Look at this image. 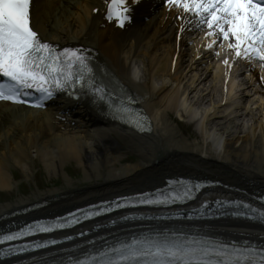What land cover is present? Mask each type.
Segmentation results:
<instances>
[{
  "label": "bare ground",
  "instance_id": "6f19581e",
  "mask_svg": "<svg viewBox=\"0 0 264 264\" xmlns=\"http://www.w3.org/2000/svg\"><path fill=\"white\" fill-rule=\"evenodd\" d=\"M96 6V0H36L35 28L54 44L95 49L148 111L152 129L135 134L93 113L72 122L60 113L61 103L45 110L0 103V191L18 189L14 172L33 180L36 162L62 181L45 189L34 182L28 194L0 202V215L44 199L48 204L33 214L54 212L152 188L172 175L263 189L264 75L253 68L246 89L240 92L243 83L235 81L226 89L219 61L197 40L189 42L170 13L135 19L121 33L91 14ZM72 164L76 178L68 171ZM221 229L245 233L236 225Z\"/></svg>",
  "mask_w": 264,
  "mask_h": 264
},
{
  "label": "snow or ice",
  "instance_id": "6c2138e0",
  "mask_svg": "<svg viewBox=\"0 0 264 264\" xmlns=\"http://www.w3.org/2000/svg\"><path fill=\"white\" fill-rule=\"evenodd\" d=\"M106 19L124 27L131 19L130 3L137 0H105ZM169 8L183 12L175 17L184 21V31L206 27V36L216 37L206 47L212 48L220 40L236 57L251 61L259 59L264 64V0H163ZM36 0H0V100L43 107L45 102L66 93L69 96L93 95L104 101L109 109L122 115H131L127 105L115 106L106 85L96 79L86 49L60 47L45 40L35 29ZM95 11V9H94ZM189 14L193 19H188ZM228 64V60H224ZM172 184V182H170ZM173 190L158 193L157 199L147 194L134 198L140 204H168L194 198L200 183L180 180L172 184ZM264 202V197L260 198ZM115 207L119 204L111 202ZM240 206L264 219V208ZM110 209L100 206L99 211ZM52 221H33L16 231L0 232V243L17 240L32 233H50L79 223L99 213L93 209L78 210ZM55 243V241H51ZM40 247V245H33ZM23 248H8L0 255ZM66 264H264V247L251 244L221 241L206 237L172 233L152 237H133L128 242L104 244L100 249L83 254V258L69 257Z\"/></svg>",
  "mask_w": 264,
  "mask_h": 264
},
{
  "label": "rangeland",
  "instance_id": "374dc122",
  "mask_svg": "<svg viewBox=\"0 0 264 264\" xmlns=\"http://www.w3.org/2000/svg\"><path fill=\"white\" fill-rule=\"evenodd\" d=\"M194 128L195 127L193 126L192 130H195ZM128 156L133 157L131 154H128ZM68 171L70 176H72V178H76L79 176V169L76 168L74 164L69 166ZM14 173H15V178L18 181V189L16 188L10 191L9 190L0 191V202L12 201L14 200V198L18 197L22 193L28 194L31 188H35L34 182H36V185L41 189L52 187L53 185H58V186L62 185V181L60 178L47 176L45 170L38 162L35 163V175L33 177V180L29 182H25L23 180V178L20 175V172L17 171Z\"/></svg>",
  "mask_w": 264,
  "mask_h": 264
}]
</instances>
